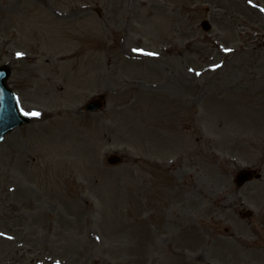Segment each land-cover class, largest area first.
<instances>
[{
	"label": "rangeland",
	"instance_id": "374dc122",
	"mask_svg": "<svg viewBox=\"0 0 264 264\" xmlns=\"http://www.w3.org/2000/svg\"><path fill=\"white\" fill-rule=\"evenodd\" d=\"M4 63L0 264H264V0H0Z\"/></svg>",
	"mask_w": 264,
	"mask_h": 264
},
{
	"label": "water",
	"instance_id": "95a60500",
	"mask_svg": "<svg viewBox=\"0 0 264 264\" xmlns=\"http://www.w3.org/2000/svg\"><path fill=\"white\" fill-rule=\"evenodd\" d=\"M201 26L205 30L210 29V25L207 21H202ZM10 70L7 66H0V139L3 138L5 132H10L14 128H17L27 122L30 118L20 112L16 101L14 92L7 86L6 80L8 79ZM102 97L95 98L86 104L85 110L95 111L102 107ZM110 163H116L118 158L115 155H111L108 158ZM259 175H256L258 177ZM253 171L250 169L240 170L235 177V183L239 186L248 180H252Z\"/></svg>",
	"mask_w": 264,
	"mask_h": 264
},
{
	"label": "snow or ice",
	"instance_id": "6c2138e0",
	"mask_svg": "<svg viewBox=\"0 0 264 264\" xmlns=\"http://www.w3.org/2000/svg\"><path fill=\"white\" fill-rule=\"evenodd\" d=\"M18 56L21 55L20 53L17 54ZM33 115H38V113H33Z\"/></svg>",
	"mask_w": 264,
	"mask_h": 264
},
{
	"label": "bare ground",
	"instance_id": "6f19581e",
	"mask_svg": "<svg viewBox=\"0 0 264 264\" xmlns=\"http://www.w3.org/2000/svg\"><path fill=\"white\" fill-rule=\"evenodd\" d=\"M221 50V49H220Z\"/></svg>",
	"mask_w": 264,
	"mask_h": 264
}]
</instances>
